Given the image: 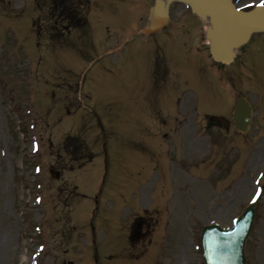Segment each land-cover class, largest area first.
Wrapping results in <instances>:
<instances>
[{
  "label": "rangeland",
  "instance_id": "obj_1",
  "mask_svg": "<svg viewBox=\"0 0 264 264\" xmlns=\"http://www.w3.org/2000/svg\"><path fill=\"white\" fill-rule=\"evenodd\" d=\"M58 2L0 0V264H204L202 226L231 227L264 186V154L244 155L264 120L243 142L212 123L231 88L190 10L182 34L181 3L148 34L154 0ZM259 209L249 264H264V192Z\"/></svg>",
  "mask_w": 264,
  "mask_h": 264
},
{
  "label": "water",
  "instance_id": "obj_2",
  "mask_svg": "<svg viewBox=\"0 0 264 264\" xmlns=\"http://www.w3.org/2000/svg\"><path fill=\"white\" fill-rule=\"evenodd\" d=\"M172 0H156L155 28H161L167 20L168 6ZM193 10L209 15L213 28L208 30L213 56L228 62L234 56V47L244 43L251 32L264 30V7L246 12L238 10L231 0H184ZM250 106L241 100L236 108V126L246 130L250 119ZM224 124L228 122L219 118ZM256 206H249L237 219L234 227L225 229L218 224L203 227L202 246L205 264H246L245 243L252 229Z\"/></svg>",
  "mask_w": 264,
  "mask_h": 264
},
{
  "label": "flooded vegetation",
  "instance_id": "obj_3",
  "mask_svg": "<svg viewBox=\"0 0 264 264\" xmlns=\"http://www.w3.org/2000/svg\"><path fill=\"white\" fill-rule=\"evenodd\" d=\"M188 25L189 24H186L185 22L181 23V27L183 28L184 32H186V26ZM261 45H263L264 47V38H259V36L257 35L255 38L251 39L247 45L241 47L238 50L237 56L234 60V63H236L235 69L229 75V79L234 87L236 86V82L238 81L236 71H241V69H244L245 66L252 62L250 61L251 50L257 49L258 47H261ZM259 74L264 75V68L261 72H259ZM255 110L257 111L256 119L258 118V116L264 117V107L258 106L257 108H255Z\"/></svg>",
  "mask_w": 264,
  "mask_h": 264
},
{
  "label": "trees",
  "instance_id": "obj_4",
  "mask_svg": "<svg viewBox=\"0 0 264 264\" xmlns=\"http://www.w3.org/2000/svg\"><path fill=\"white\" fill-rule=\"evenodd\" d=\"M78 149H81L82 151L88 150V145L84 140L77 139V144H76Z\"/></svg>",
  "mask_w": 264,
  "mask_h": 264
},
{
  "label": "snow or ice",
  "instance_id": "obj_5",
  "mask_svg": "<svg viewBox=\"0 0 264 264\" xmlns=\"http://www.w3.org/2000/svg\"><path fill=\"white\" fill-rule=\"evenodd\" d=\"M261 6H264V0H261ZM257 196H259V192L257 193Z\"/></svg>",
  "mask_w": 264,
  "mask_h": 264
}]
</instances>
